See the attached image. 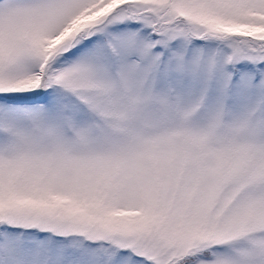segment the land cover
<instances>
[{
	"label": "snow or ice",
	"instance_id": "1",
	"mask_svg": "<svg viewBox=\"0 0 264 264\" xmlns=\"http://www.w3.org/2000/svg\"><path fill=\"white\" fill-rule=\"evenodd\" d=\"M0 264H264V0H0Z\"/></svg>",
	"mask_w": 264,
	"mask_h": 264
}]
</instances>
